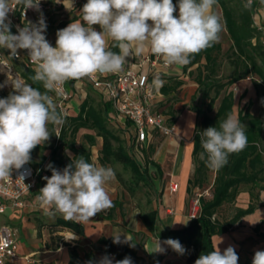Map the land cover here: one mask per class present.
Here are the masks:
<instances>
[{
	"label": "clouds",
	"instance_id": "obj_1",
	"mask_svg": "<svg viewBox=\"0 0 264 264\" xmlns=\"http://www.w3.org/2000/svg\"><path fill=\"white\" fill-rule=\"evenodd\" d=\"M13 3L23 5L25 11L29 8L40 11V0H0V48L7 49L13 58L19 57L18 50H27L35 66L31 79L41 82L46 91L42 93L20 78L8 77L13 91L0 98V180L10 179L11 171L21 169L31 160V151L49 140V124L63 123L49 92H58L68 80L97 73L118 74L124 70L127 57L141 56L146 50L179 70L191 62V56L218 43L223 28L221 17L213 11L217 0H178V5L173 0H87L81 10L84 23L72 22L58 30L53 47L44 35L47 25L42 12L36 23L28 21L12 33L8 14L13 11ZM251 6L252 0L244 4L246 9ZM177 7L178 17L174 15ZM93 25H99L101 31ZM109 40L115 42L119 53L109 49ZM163 84L156 74L152 86L159 90ZM245 127L236 116L228 114L219 128L210 126L202 131L201 156L207 154L210 169L219 170L227 164L230 154L247 147ZM47 167L51 176L44 177L46 184L37 196L42 207L53 209L66 221L80 224L112 207L106 190V184L115 178L112 167L89 163L83 156L72 158L63 170L51 164ZM121 235H112L113 243L129 241L125 236L121 241ZM72 239L74 233L68 240ZM163 244L180 255L186 251L177 239H166ZM165 251L158 239L154 252ZM113 259L105 255L97 264H113ZM238 260L233 246L223 253L217 246L208 254H201L194 264H238ZM115 264L133 261L126 256ZM252 264H264V251L255 252Z\"/></svg>",
	"mask_w": 264,
	"mask_h": 264
},
{
	"label": "crops",
	"instance_id": "obj_2",
	"mask_svg": "<svg viewBox=\"0 0 264 264\" xmlns=\"http://www.w3.org/2000/svg\"><path fill=\"white\" fill-rule=\"evenodd\" d=\"M85 3H87V0H40L43 8L39 12L36 10L29 11L26 22L31 21L32 23H36L42 12L47 25L44 35L47 41L54 47L58 30L65 28L72 22L84 23L81 10ZM215 9L218 14L216 7ZM175 15L177 17L179 15L178 7ZM256 21L264 24V17L262 16L261 20L259 17H255ZM148 23L151 24V21ZM93 28L101 31L99 25H93ZM113 43L114 41H108L109 48H111ZM2 52L10 61L11 59L7 56H11L9 51L3 49ZM18 52L22 53L23 50H18ZM117 53H119V48ZM11 58L13 57L11 56ZM126 60L127 63L124 69L131 68L138 73L147 75L151 83L156 74L160 75L164 84L159 90L154 88L157 93L156 108L168 118V123L175 127V131L172 135L165 136L160 141L159 147L156 148L157 150L152 157H149V155L147 157L152 160V162H149V171H154L156 174L155 179H153L154 182L150 186L151 195L146 199V203L141 206L142 208H134L131 196L126 190H124L123 194L120 183L115 175V178L106 184V190L112 200V207L100 212L88 222L83 223L84 235H78L73 231L63 228L65 236L66 232L69 231L75 234V239L73 240L76 242L74 244H71L68 239H66V242L72 247H76L81 256L86 251H93L98 262L101 257L107 255L102 250V246L97 243L99 238L102 236L112 237V235L119 233L123 234L121 235V241L124 240V236L127 237L129 241L126 243H130V246L137 252V255L145 258L147 261L151 258L154 264H187L186 257L189 248L186 244L181 243L186 251L183 255H180L169 246L164 245V240L159 235L170 230L183 229L190 224L192 219L190 215L192 201L197 192H204L206 198L212 197L214 179L211 184L205 182L202 186L193 182L196 172V164L193 158V138L198 117L193 109H183L184 104L187 102L184 98L186 96L190 98L198 89V83L195 80L198 63L188 68L185 65L177 70L176 66L166 65L162 57L152 54L150 50H146L141 56H129ZM204 61L202 62L204 63ZM1 78L2 75L0 74V83ZM69 89L72 92V99L69 104L71 107L69 120L78 116L84 101H88L89 104L95 106V99L104 108L106 102L86 78L71 80L69 82ZM1 90L4 93H10L3 88H0V92ZM250 96L252 97V93ZM243 106L245 105L234 102L232 114L238 118V112ZM172 113H180L179 118H174ZM109 115L112 118H108L107 123L113 126V122H115L118 127L122 128V121L113 119V112H109ZM58 127V125H54L55 133H52L49 140L41 144V147L34 151L33 162L29 161L34 167L40 169L39 190L46 184L44 177L51 176V174L47 173L45 166L54 149L57 157L65 159L66 157L72 158L74 156V152L68 146L59 145L57 141ZM86 134L95 136V144H88L87 147L91 151V163L112 167V163L102 165L99 160L103 138L98 136L94 129L80 128L76 134L77 141H79L81 136ZM76 146L80 147L77 143ZM146 155L143 157L144 163L147 161ZM43 158H45L44 164L40 167L37 166L36 164ZM56 169L63 170L64 168L57 166ZM170 182H177L179 184L177 191H170ZM252 186L251 184H241L237 198L230 203H224L215 215L220 221L231 219L237 209L249 207L251 203V191L258 192L259 200L252 199V202L258 204L255 211L243 216L229 230V233L233 234V232L249 230L251 232L244 239H251L252 242H264V238L259 235L260 233H264V223L261 225L259 233L256 232V235H253L252 232L264 220V189L252 188ZM115 201L119 202V205L120 201L124 202L122 205L123 212L119 211L118 204L114 205ZM151 210L156 212L154 232L148 229L141 218L142 213ZM230 212L232 214L228 217V213L230 214ZM53 213V209L42 207L40 202L37 201L36 194H32L25 199L23 207H9L5 213L0 214V225L3 223L12 224L17 230L15 237L17 256L12 258L8 264H28L26 260H30L31 256H35L39 264H68L70 262L69 246L63 245L61 242L53 246L49 243L50 238L58 234L59 231L50 233L45 228L47 227L46 225L55 224L58 218H63L61 214ZM118 219H122L120 223L117 222ZM57 227L60 229V226ZM133 233H135L134 236ZM158 239L161 241L162 247L166 249L163 254L154 252ZM215 239L216 237L213 236V242ZM232 240L227 245L232 244L234 248L236 247L235 249H238V240L235 237ZM238 242L245 243L243 240H239ZM122 244H125V242H122ZM19 253H23V256H19ZM113 264H115L114 260ZM238 264H243V262L239 260Z\"/></svg>",
	"mask_w": 264,
	"mask_h": 264
},
{
	"label": "trees",
	"instance_id": "obj_3",
	"mask_svg": "<svg viewBox=\"0 0 264 264\" xmlns=\"http://www.w3.org/2000/svg\"><path fill=\"white\" fill-rule=\"evenodd\" d=\"M247 0H239L236 8L230 5V0H217L222 11L221 22L224 23V28L229 34L232 44L231 64L234 66V74L226 83H222L218 79L219 73V54L222 46L220 43H215L198 54L190 57V63L187 68L198 63L197 76L195 78L198 83V91L202 93V101L208 100L207 108L194 107L197 117L201 121L197 122L194 132V148L193 158L196 164V172L193 182L198 185L208 182L209 171L211 170L207 164V154L201 156L204 152L201 146L202 131L210 126L219 128V123L226 119L228 114L233 113V106L235 102L234 92L228 90V87L235 82L253 77V83L257 94L262 96L263 100V115H255L250 109L249 105L243 106L238 112V119L245 127V133L248 139L247 147L240 152L232 153L228 156V162L219 170H215L216 175L212 186V197H201L202 213L197 218H192L190 224L179 230H170L164 234L159 235L163 240L177 239L180 243L186 244L189 248L186 261L187 264H194L195 260L201 254H208L215 249L213 245V236L218 233H223L232 229L238 221L246 214L252 213L258 206L252 199L259 200V193L251 191V203L249 207L237 209L234 216L226 221H220L216 217L217 210L224 204L234 201L239 194V187L241 184H251L252 188L264 189V34L261 30L254 26V13L256 7L261 5V0H255L251 8H244ZM173 4L177 5L178 0H173ZM216 5L213 6L215 13ZM175 15V13H174ZM223 29V28H222ZM13 34L15 30L11 28ZM113 52H118V47L115 42L109 48ZM203 60L204 63L202 62ZM17 70L26 79L27 84L38 89L42 93L46 90L41 82H33L31 79L35 75L32 67H27L20 62ZM256 77V78H255ZM245 90L241 97L246 96ZM49 95L52 92L48 93ZM9 93H0V98H6ZM220 98L219 106L214 114H211L214 108L215 101ZM252 101H249V104ZM112 107L109 103L104 104V108L98 109L88 101H84L78 116L71 118L62 126L60 135L57 137L59 145L68 146L73 152V159L83 156L85 160L91 163V151L85 146H76V134L82 127L94 129L98 136L103 138V145L101 148L100 162L102 165L111 164L115 162L122 163L125 168H130L138 181H146L149 168L146 166L142 169V163L135 157L130 149L126 148L121 137L115 131L108 127V118H112L109 112H112ZM59 113V111L57 110ZM109 116V117H108ZM115 113L113 110V119ZM49 132L55 133L54 125H48ZM85 138L89 145L95 144V136L86 134ZM128 145V142H127ZM41 146L37 145L31 151V160H34V151ZM55 150V149H54ZM52 151L45 169L48 174L51 170L47 167L49 164L56 168L62 166L65 168L72 162L71 157L60 158ZM45 162L43 158L37 166H42ZM262 183V184H261ZM119 202L115 201V204ZM213 217H215L213 219ZM143 222L146 224L151 232L155 231L156 212L151 210L141 214ZM261 224L255 227V231L259 233ZM56 226L73 231L78 235H84V226L80 223L66 221L64 218H58ZM66 232V237H72V232ZM135 233H133L134 236ZM264 238V233L259 234ZM102 246V250L106 253L114 255V261L122 260L126 256L132 258L133 264H154L150 258L147 261L145 258L137 255V252L130 246V243L115 244L113 237L102 236L97 241ZM64 245L70 248V262L69 264H97L96 257L93 251H86L81 256L76 247H72L65 242ZM50 246V245H49ZM52 247V246H51ZM244 264H252V259H248Z\"/></svg>",
	"mask_w": 264,
	"mask_h": 264
},
{
	"label": "built area",
	"instance_id": "obj_4",
	"mask_svg": "<svg viewBox=\"0 0 264 264\" xmlns=\"http://www.w3.org/2000/svg\"><path fill=\"white\" fill-rule=\"evenodd\" d=\"M254 1L252 0V5ZM12 7L13 11L9 12L8 18L11 21V28L16 33L17 26L23 27L29 11H34V9L29 8L25 11L23 5L15 3L12 4ZM41 8L43 6L40 4ZM262 16L264 17V3L256 7L254 13V26L264 34V24L255 22V17H259L261 20ZM14 59L24 63L27 67L33 69L35 67L27 56V50L19 52V57ZM0 74L2 75L0 85H4L0 88L9 92H12L13 88L8 77L9 79L20 78L27 83L21 73L5 57L1 48ZM85 78L98 91L103 100L111 105L115 112L114 119L122 121V128L128 132V147L142 164H144L145 151L151 146L155 133L159 132L165 136L174 133L175 127L169 124L168 118L156 108L157 93L147 75L126 68L118 74L97 73ZM70 81H66L58 92L52 91L51 94L56 102V110L63 118V123L57 128V136L60 135L63 124L70 118L71 107L69 104L72 99V92L69 89ZM10 175V179L0 181V214L5 213L9 207H23L25 199L32 194L39 195V168L28 162L19 170L13 169ZM169 188L170 191H177L179 184L170 182ZM204 194V192L195 194L190 211L192 218L201 215V197ZM16 233L17 230L10 224L0 225V264H8L12 258L17 256ZM107 255L114 258L112 253Z\"/></svg>",
	"mask_w": 264,
	"mask_h": 264
},
{
	"label": "rangeland",
	"instance_id": "obj_5",
	"mask_svg": "<svg viewBox=\"0 0 264 264\" xmlns=\"http://www.w3.org/2000/svg\"><path fill=\"white\" fill-rule=\"evenodd\" d=\"M239 0H230V5L234 8H236V6L238 5ZM216 8L218 11V15L222 18V11L220 10V7L218 4H216ZM220 11V12H219ZM223 25V29L220 33V40L218 43L221 44L222 49L221 52L219 54V63H220V67H219V73H218V79L222 82V83H226L230 80V78L233 76L234 74V66L231 64V54H232V40L229 36V34L227 33L226 29L224 28V23L222 22ZM1 50H3V48H1ZM10 60V63L17 69L19 67V63L17 60L11 58V56L7 55ZM256 78V77H255ZM253 77H247L244 79H241L237 82H235L234 84L230 85L228 87V90H232L234 92V97H235V102H239L240 105H249V109L250 111L255 114V115H263V100H262V96L257 94L254 83H253ZM247 90L246 92V96L243 98L241 97L242 93ZM4 93L3 90H1L0 93ZM252 93V97L250 96ZM220 98L219 97L215 103H214V108L213 111L211 112V114H214L217 110V107L219 106V102H220ZM181 100L186 99V103L183 106V109L185 108H190L193 109L194 107H202L203 109L207 108V103L208 100H206L205 102L202 101V93L201 91L196 92L194 95H192L190 98L186 96V98H180ZM252 101L249 104V101ZM94 105L96 108L98 109H102V105L100 102H96L94 99ZM113 112V109L111 110ZM115 113V112H114ZM180 113H172L174 118H177L179 116ZM179 118V117H178ZM198 121H201V118H198ZM108 126L110 127V129H112L113 131H115L117 134L120 135L124 145H126V148L129 149L127 142H128V133L126 130L118 127V125L113 122V126H110L109 123H107ZM60 125V124H59ZM58 125V126H59ZM77 137V136H76ZM165 137V135L161 134V133H155L154 134V138L152 140L151 146L149 147V149L145 152L146 158L148 157H152L154 152L157 150L156 148L159 147L160 141ZM76 143L77 145L81 146V145H85L86 147H88V142L84 136H81L79 141H77L76 139ZM149 162H152V160L147 158V161L142 164V169H144L146 166L149 168ZM112 167L113 170L115 172V175L120 183V186L122 188V192L124 194V190H126L128 192V194L131 196V201L133 203L134 208H142L141 206L144 205V203H146V199L148 198L149 195H151L150 192V186L152 185V183L154 182L153 179H155V174L156 172L154 171H148L149 173L147 174L148 179L146 181H138V179L136 178L134 172L130 169V168H125L123 166L122 163L119 162H115L112 163ZM216 172L215 170H210L209 171V177H208V182L207 184H211L213 179L215 178ZM256 191V190H255ZM123 203L120 201V205H119V211L123 212ZM233 209V207H232ZM255 211V210H254ZM253 211V212H254ZM229 212V209H228ZM252 212V213H253ZM233 213V211H232ZM230 212V214L228 213V217L229 215L232 214ZM251 214V213H249ZM247 215V214H246ZM122 219H118V223L121 222ZM125 222V221H123ZM11 226H13L12 224H10ZM47 230L50 233L53 232H57L59 231L58 234H56L55 236H52L50 238V245H57L59 244V242H61L63 245L64 243L67 241L65 234H64V230L62 227H60V229L55 225V224H48L46 225ZM40 227V226H39ZM249 230L246 231H240V232H233V234H230L229 231L223 232V233H218L215 234L214 237H216V239L213 242L214 247L216 248L217 246L219 247L221 253H223V251L228 247V246H232V244H229L228 242H230V240L235 239L236 240H243L245 243H240L237 241L238 243V249H235L236 253L238 254L239 260L241 262H243V264L248 260V259H252L254 257V254L257 250H262L264 251V242H252L251 239H244L245 237H248L249 235ZM253 235H256V231H252ZM223 239L220 242V238ZM71 244H74L76 241L75 240H70ZM233 242V240H232ZM236 248V247H235ZM22 254V255H21ZM19 253V256H23V253ZM79 254L81 255V253L79 252ZM238 260V261H239ZM28 262V264H39V261H37V259L35 258V256H31L30 260H26ZM62 264V263H61ZM69 264V263H68Z\"/></svg>",
	"mask_w": 264,
	"mask_h": 264
}]
</instances>
